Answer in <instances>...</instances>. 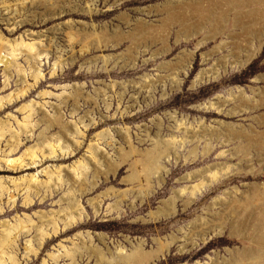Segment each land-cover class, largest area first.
Here are the masks:
<instances>
[{"label": "rangeland", "instance_id": "374dc122", "mask_svg": "<svg viewBox=\"0 0 264 264\" xmlns=\"http://www.w3.org/2000/svg\"><path fill=\"white\" fill-rule=\"evenodd\" d=\"M0 34V98L33 85L0 110V180L9 188L2 196L0 188V240L2 222L22 218L29 232L12 253L20 264H109L120 249L130 254L145 240L141 252H148L170 235L177 241L155 264H248L264 248V230H251L246 219L251 188L264 190V80L253 81L264 76V0H0ZM21 37L35 49L23 48L14 61L6 41ZM38 48L41 56H28ZM202 69L216 77L197 82ZM217 97L226 100L221 111L198 108ZM165 152V183L158 188L152 177L149 193L153 162ZM46 171L50 185L56 177L64 184L53 195L40 188L26 207L20 179L46 182ZM175 194L176 211L166 217L158 209ZM103 200L97 214L92 201ZM77 201L87 218L67 229ZM52 221L59 236L28 259L27 240L37 248L36 235L52 233ZM61 243L75 254L65 255Z\"/></svg>", "mask_w": 264, "mask_h": 264}, {"label": "bare ground", "instance_id": "6f19581e", "mask_svg": "<svg viewBox=\"0 0 264 264\" xmlns=\"http://www.w3.org/2000/svg\"><path fill=\"white\" fill-rule=\"evenodd\" d=\"M0 40L2 42L4 41V39H3V37H2L1 34H0ZM7 44H8V47L6 46V49L8 51V54H10L11 57H12V59L14 61H16L17 60V57L19 55H22L23 48H26L27 51L31 53V51H33L35 49L36 42H26L22 38V39H20V41L14 40L13 43H10V42L6 41V45ZM3 46H5V45H3ZM18 51H20V52L17 53ZM41 51H42V49L41 48H38L34 54L28 55V56H30L32 58L34 56H41L43 54V52H41ZM214 51H215V49H214ZM214 51H212L211 53H208V54H204L203 61H208L210 59V57H211V54H213ZM251 57L252 56L249 55L248 56V60ZM192 58H193V53H189V58H188L186 64H184L183 67H182V69L185 70L186 73H187V71L190 68V64H191ZM2 59H3V51H2V47H0V62H1ZM16 66L19 67L18 64ZM19 71L22 72V69H19ZM216 73H217L216 70H214L213 72L209 73L208 70L202 69V70H200L197 73V75H196V81L197 82H202L203 80L209 78L211 75H213V77H216L215 76ZM39 76H40V74H38V76H37L36 79H38ZM261 80H264V76L258 75V76H255L254 79H253V81H255V82L261 81ZM27 86H28V88H24V87L18 88L17 89V92L16 91L15 92L13 91L14 94H12V92H11L10 94H8L6 96H3V98H0V110H2L5 107L6 104L13 103V100L16 99L15 94L17 96H21V95L25 94L28 91V89L31 86H33V85L29 84ZM243 92H244V90L241 89L239 91L238 96L241 97V95L243 94ZM231 96H233V94H231ZM233 97L235 98V96H233ZM225 102H226V100H221L219 97H217L214 100H208L205 104L202 105V107L199 106L198 108H205L207 110L218 109V111H221L222 110V106H224ZM244 107L249 108V109L252 110V109H254L255 106L254 107L244 106ZM28 108H31V106H29V107H23L22 110L25 111ZM241 111H242V108L233 109L232 111L228 112V114H232V115L235 114V113L238 114ZM172 117H173V115H172ZM29 118H30V116L27 117L26 119H29ZM261 123H263V122H261ZM225 128H227V127H225ZM242 133L243 132L241 131V134ZM0 134H1V136H0V141H1V138L3 137V130H2V128H0ZM0 152H2L1 149H0ZM11 152H12V150L10 151V153ZM27 152L30 153V150H28ZM53 154H55L54 151L52 152V155ZM161 155L162 154L160 153L159 157H157L154 160V162H153L154 165H153V167L150 170L151 176L149 175L150 177L147 178V184H148L149 193L150 192L151 193L155 192V189H156V188H154V186H152L151 178L152 177L156 178L158 180L157 181V183H158V186L157 187L158 188H161L164 185L165 180H166V175L168 174V170H167L166 166H164L163 163H162V160H163L162 158H164V159L167 158L169 156V153L165 152L162 155V157H161ZM30 158L32 159V164L31 165L32 166H35L37 164V162H36L37 158H36V155H35L34 152H31L30 153ZM4 161H6V163H9L11 165H14L15 162H20L19 163L20 169H25V168L29 167V165H25L24 166L23 165V162L21 160H19V161L18 160L17 161H8L7 159H4ZM83 167H85V165L82 162H80L78 164V166L75 165V167L73 168V170L75 172H78L79 169H82ZM58 172L62 173L63 171H62V169H60ZM45 174L49 177V181H46V182H38V180H36V178L34 176H31L29 179L28 178L20 179V180H22V184H25V190H26V193H27V196H26L25 201H24V205L26 207L30 208L34 204L33 203L34 200L32 199V196L33 197L34 196L35 197L39 196L40 193H41L40 188H44L46 190V193H50V195H53V193L55 192L54 190L57 187H59L60 185H63L64 184V181L63 180L61 181L60 180V177H56V178L59 179V183L55 181V182L52 183V185H50V181H52V178H53L54 175L52 174L51 171H46ZM105 175H106V178L108 180V174H105ZM78 177H79V180H80L81 177L79 175H78ZM214 177H215V175H212L211 176V178H214ZM99 178L100 177H97L98 180H99ZM194 179H195V174L193 176L192 175L191 176L188 175V176L182 178V181L183 182H187V181H191V180H194ZM11 182L16 187V189H18V188H20L22 186V185H20V184L17 183V180H11ZM77 183H78V181H75V186H76ZM201 185H202V183H200L199 185H196L192 189V191L193 190L195 191ZM97 186H98V183H95V187H97ZM251 186H253V185H251ZM0 188L2 190L1 196L3 194L9 193V188L6 187V186H4V184H2V181L1 180H0ZM251 189H252V193H251L252 196L250 198L251 201L248 203V211L247 212L245 211L246 212V217H247L246 219H248V225H249L248 227L251 226V230H254V229L258 228V230L262 232L264 230V190L259 191L260 188L257 189V187H255V186H253V188H251ZM262 189H264V188H262ZM194 191L192 192V194L195 193ZM226 195H228V194H226ZM255 196L258 199H255ZM10 198H11V201L13 202V204H15V202H16V200H14L15 198L13 196H10ZM46 198L47 197H44L42 203H45ZM176 198H179V195L175 194V197L171 198L169 201H162L161 207L158 210L160 212L161 211L166 212L165 213V216L166 217H168L170 215H174V213H175L176 210L172 206L175 205V203L177 201ZM192 200H194V197H193ZM103 202H104V200L103 201H98V202L92 201L93 206L95 207V210H96V213L97 214H100L101 209H102ZM190 203H192V201L189 202L188 205ZM169 206H171L172 208H169L168 209ZM231 207L234 208V211L237 210L236 208H238V207H235L233 205ZM72 210H74V211H72V213L69 215V219L70 220L68 222H66V228L67 229L74 228V227L78 226L79 225V222H84L86 220V218H87V215H85V209L83 208V206H82V204H81L80 201H77V206H74L72 208ZM239 211H241V210H239ZM0 212H2V208L1 207H0ZM242 213H243V211H242ZM228 215H230V214L228 213ZM242 215H245V213L242 214ZM222 216H225V215H222ZM150 218L157 219L158 218L157 217V213L151 212L150 213ZM218 220H219V218H218ZM16 221H17V223L14 224V225H10L9 222H2V226L4 227V231H3L2 238L0 240V264H7L8 263L5 260L6 257H8L10 259V261L13 262L14 264H20V262L17 259L16 255H12V253H13V250L17 251V248H16V245L17 244H16V242H17L18 237H20V235H22L23 233L25 234L26 233L25 230L26 231H28V230H27V226H25V225L22 224L23 223L22 218L18 217V219ZM243 223H245V222H243ZM238 226H239V223H238ZM52 227H53V232L52 233L46 232L45 230H40V233L38 235H36V239L35 240L37 241V244H38V247L37 248L34 247V245L32 244V241H33L32 239H28L27 240V245L25 247V252L26 253L24 255L28 259H29V257H30L31 254H33V255H38L39 254L40 249L45 245V243L47 242V239H49V238H51L53 236L54 237H58L59 236V229H60V227H58V225H57V223L55 221H52ZM38 229H40V228H38ZM61 231H62V229H61ZM256 234H255V236H256ZM262 234H264V233H262ZM89 235L91 236L92 239L94 238L91 234H89ZM257 237H258V235H257ZM253 238H254V236H253ZM100 239L103 240V241H105L106 240V235L100 236ZM257 239H259V238H257ZM156 240H157V242L159 244V246L157 247V249H153V250L148 251V252H141L143 246L145 245V240H141V241L138 242V245L137 246L135 245V247H134L135 250L132 253L127 254L126 252H124V251H122L120 249V250H118L119 252H118V255L117 256H114L112 259H108V263L109 264H122V262H129L130 261V262H133V264H155L157 261H159L164 256L165 252L169 250L170 246L177 241V237L174 236V235H170L169 236V241L167 242V244L164 247L162 246L161 239L157 238ZM254 241H256V240H254ZM260 242H261V244L264 247L263 239H261ZM256 243H257V241H256ZM61 247H63L64 249H66V254L65 255H67V256H73L75 254V251L72 252L67 246L63 245L62 243H61ZM254 250H256V249H254ZM229 253H230V251H229ZM247 253H249V252H247ZM62 255H64V253L63 254H58V255L55 254V253H50L49 254V256L51 258H54V259H58ZM246 256L247 255L245 254V257ZM249 258L250 259H253V260H250L251 263L248 260V262H249L248 264H260L261 263L260 260H264V248L261 249V250H256L253 253L251 252ZM102 259H104V258H102ZM73 264H77V262H73ZM196 264H200V262L198 261V262H196Z\"/></svg>", "mask_w": 264, "mask_h": 264}]
</instances>
